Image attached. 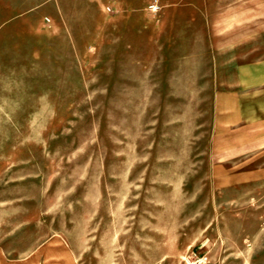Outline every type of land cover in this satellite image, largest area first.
I'll return each instance as SVG.
<instances>
[{"label": "rangeland", "instance_id": "rangeland-1", "mask_svg": "<svg viewBox=\"0 0 264 264\" xmlns=\"http://www.w3.org/2000/svg\"><path fill=\"white\" fill-rule=\"evenodd\" d=\"M28 3L0 0V264H264V0L57 33Z\"/></svg>", "mask_w": 264, "mask_h": 264}, {"label": "crops", "instance_id": "crops-1", "mask_svg": "<svg viewBox=\"0 0 264 264\" xmlns=\"http://www.w3.org/2000/svg\"><path fill=\"white\" fill-rule=\"evenodd\" d=\"M28 7L38 11L36 15L48 18L43 24L48 32H82L81 18L89 16L94 28L90 32H99L98 27L105 21L106 26L114 27L120 22L123 27H146L147 21L153 26L163 24L178 25L184 21H206L209 18L226 14L239 7L242 0H28ZM252 1V0H250ZM158 4L157 12L151 5ZM88 8V13L83 12ZM73 17L71 25L66 24L67 17ZM154 19V20H152ZM136 23V24H135ZM116 24V25H115ZM65 26L72 28L65 29ZM114 30V29H112ZM111 30V31H112ZM139 30V29H138ZM137 30V31H138ZM140 31V30H139Z\"/></svg>", "mask_w": 264, "mask_h": 264}, {"label": "built area", "instance_id": "built-area-1", "mask_svg": "<svg viewBox=\"0 0 264 264\" xmlns=\"http://www.w3.org/2000/svg\"><path fill=\"white\" fill-rule=\"evenodd\" d=\"M153 10H157L159 8L158 4L154 3L151 5Z\"/></svg>", "mask_w": 264, "mask_h": 264}]
</instances>
